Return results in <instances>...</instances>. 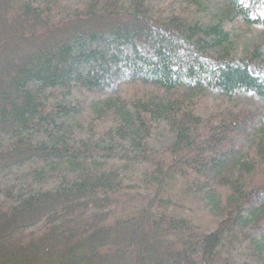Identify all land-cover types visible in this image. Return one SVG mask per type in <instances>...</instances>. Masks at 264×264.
I'll use <instances>...</instances> for the list:
<instances>
[{
    "label": "trees",
    "instance_id": "obj_1",
    "mask_svg": "<svg viewBox=\"0 0 264 264\" xmlns=\"http://www.w3.org/2000/svg\"><path fill=\"white\" fill-rule=\"evenodd\" d=\"M0 264H264V0H0Z\"/></svg>",
    "mask_w": 264,
    "mask_h": 264
},
{
    "label": "rangeland",
    "instance_id": "obj_2",
    "mask_svg": "<svg viewBox=\"0 0 264 264\" xmlns=\"http://www.w3.org/2000/svg\"><path fill=\"white\" fill-rule=\"evenodd\" d=\"M124 22L125 21H123V22H121L122 24H124ZM129 23V22H128ZM133 24V26H134V23L132 22H130V24L129 25H132ZM111 77V78H110ZM108 79H110V85L111 86H115L116 84H118V82L116 81V79H117V75H114V74H112L111 76H108L107 77Z\"/></svg>",
    "mask_w": 264,
    "mask_h": 264
}]
</instances>
